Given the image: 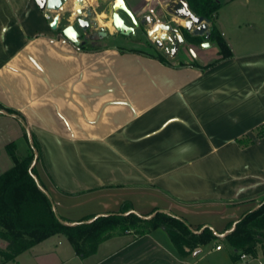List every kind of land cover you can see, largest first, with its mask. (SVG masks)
Segmentation results:
<instances>
[{"label": "crops", "instance_id": "obj_1", "mask_svg": "<svg viewBox=\"0 0 264 264\" xmlns=\"http://www.w3.org/2000/svg\"><path fill=\"white\" fill-rule=\"evenodd\" d=\"M184 1L125 0L139 26L144 15ZM219 1L218 27L234 55L200 67L193 63L220 57L199 51L219 50L205 37L183 47L174 65L118 44L86 50L65 37L62 29L74 23L81 41L91 42L89 28L74 21L76 9L95 12L93 24L101 13L109 21L115 0H66L56 29L35 0H0V103L24 117L0 108V173L15 165L8 145L22 158L35 135L41 156L33 176L60 216L77 221L130 201L136 213L161 208L193 227L210 226L224 240L226 225L257 208L264 193V136L255 134L264 125V24L242 35L243 1ZM206 40L209 47L202 46ZM246 134L254 142L241 147L237 139ZM53 244L43 251L55 264H238L250 257L235 259L223 242L183 256L163 228L114 235L85 258L66 243ZM251 258L264 264V247Z\"/></svg>", "mask_w": 264, "mask_h": 264}, {"label": "trees", "instance_id": "obj_2", "mask_svg": "<svg viewBox=\"0 0 264 264\" xmlns=\"http://www.w3.org/2000/svg\"><path fill=\"white\" fill-rule=\"evenodd\" d=\"M189 7L197 15L210 20V37L219 45L220 57L215 61L200 67L232 57L234 55L229 43L218 27V14L222 7L219 0H186ZM205 36L193 37L194 42H201ZM81 48L98 49L92 42H85ZM146 52V51H143ZM156 55L159 59L171 65L163 55ZM9 113L24 122L23 115L12 107L0 103ZM262 129V131L260 130ZM256 137L264 136V125L255 129ZM24 135L27 137L26 129ZM241 147L254 142L250 135H243L237 139ZM8 149L15 160V165L0 173V238L6 246H0L2 262H16L24 251L44 239L58 233L66 235L71 242L75 253L81 258L94 254L101 242L108 238L132 232L141 236L157 228H163L169 235L176 250L183 256L199 250L209 242H219L221 236L210 226L202 224L193 227L185 218L161 208H154L148 213H136L130 201H124L119 210L99 215H86L77 221H71L60 216L54 209V204L46 186L38 182L33 174H37L33 162L41 156L39 140L34 135L30 152L19 158L16 156L13 143ZM234 222L226 225L230 229L224 240L232 246L233 255L238 259L243 254L255 257L258 253V244L264 247V234L257 230L264 226V202L257 208L247 211L240 217L233 228Z\"/></svg>", "mask_w": 264, "mask_h": 264}, {"label": "rangeland", "instance_id": "obj_3", "mask_svg": "<svg viewBox=\"0 0 264 264\" xmlns=\"http://www.w3.org/2000/svg\"><path fill=\"white\" fill-rule=\"evenodd\" d=\"M242 1L243 2L238 6L237 11L241 14V16H240L241 23L244 24V27L246 28L245 31L242 30V32H241V34L243 35L245 32L253 31L254 28H257L258 26H261L264 24V0H242ZM224 6H225L224 10L229 15V13L231 12V10L229 9L230 6H227L226 4ZM102 8H103V6L101 5L100 7L97 8V11L100 12V10ZM122 13H123V16L127 19V22L128 23L131 22L134 25L131 17H129L124 12H122ZM101 14H102V17L104 20L109 18L104 13H101ZM171 17H173L174 19L177 20V16L173 15L172 12L166 13V18H165L166 23L169 24V23L173 22V21H171ZM247 17H248V19H246ZM110 20H112V19H110ZM96 23L92 24L89 27L87 35H88V39L93 44H95L97 46H104L107 44H109V45L110 44H118V45L126 46L125 48L130 47L129 49H136L138 51H146L149 53H158V51H159V53H160V50H158V49L154 50L153 48H150L147 46V43L145 42L146 34H145V31H144L142 26L134 25L135 26V32L131 33L129 35H126L129 38L125 39L119 33H116L115 35H112V36L105 35V34H107V30L105 28L106 26L105 25L100 26V24L103 22L100 21L99 19L97 20ZM111 23L112 22L110 21L107 24L109 27L113 28V25H111ZM250 33L252 34V32H250ZM257 35H259V32L255 34V36H257ZM199 51H207L208 53H210V54L212 53L216 56L218 54L219 50H218V47L217 48L212 47V48H208L205 50H199ZM160 55H165L164 57L168 61L171 62V65H174L178 61L177 56L172 57L171 55H167L165 53L164 54L160 53ZM183 63H185V62H183ZM260 130L262 131V129H260ZM259 199H260V201H259V205H260L262 202H264V193L260 196ZM54 209H55V207H54ZM257 231L261 234H264V226L261 228H258ZM62 242L66 243V245L69 249H74L71 242L69 241L68 237L64 234L59 233V234H56L55 236H52L49 240L43 242L38 247L22 253L18 257L19 262H16L15 264H55V261L53 260V257L51 256V254L45 253V251H43V249H45L46 246L54 245L53 243L59 244V246L61 248ZM222 242L224 244L230 246L226 240L219 241V244ZM260 245L261 244L259 243L258 248L260 247ZM230 247H232V246H230ZM70 252L72 253L73 251H70ZM58 255L61 258L65 255V253H61V251H59ZM242 263L252 264L253 263L252 258L249 257L246 260L240 261L238 264H242ZM3 264H6V263L4 262Z\"/></svg>", "mask_w": 264, "mask_h": 264}, {"label": "water", "instance_id": "obj_4", "mask_svg": "<svg viewBox=\"0 0 264 264\" xmlns=\"http://www.w3.org/2000/svg\"><path fill=\"white\" fill-rule=\"evenodd\" d=\"M37 5L41 10H51L54 12H57L55 16L53 17V20L51 21L50 26L53 29H56L59 24L60 20V14L58 11L63 7L66 0H35ZM78 3H83V0H77ZM177 17H179L182 21L179 23L180 26H183L192 33L195 36H205L206 39H209L210 37V20L209 18H206L202 15L195 14L192 9L189 7V4L187 1L177 3ZM113 13H112V24L114 28L121 32L122 34L129 35L131 33L135 32V26L139 25V22L136 18L135 13L132 11V9L127 5L125 0H115V2L112 5ZM125 12L129 17H131L133 24L127 23L126 19L123 17L121 12ZM95 14L93 11H88L86 14H84V8L79 7L76 9L74 21L77 23V25L81 29H88L93 23L92 18L90 15ZM97 17V16H96ZM171 27L166 24H157L155 27L149 30V34L153 38H158L161 31L162 33L161 38L164 41H171L172 38L168 34V30H170ZM63 34L65 37H67L69 40H71L73 43L77 45L83 44L85 41H81L80 39V32L74 25V23H70L66 27L62 29ZM178 32V28H177ZM106 35V34H105ZM182 43L184 42V38L180 35ZM203 47H209L210 42L208 40L202 42Z\"/></svg>", "mask_w": 264, "mask_h": 264}, {"label": "flooded vegetation", "instance_id": "obj_5", "mask_svg": "<svg viewBox=\"0 0 264 264\" xmlns=\"http://www.w3.org/2000/svg\"><path fill=\"white\" fill-rule=\"evenodd\" d=\"M169 7L166 9V12L161 11L160 8L157 9V11H160L159 14H154V13H149L144 15L143 19H142V27L145 31L146 34V39L145 42L147 43V46L150 48H153L154 50L158 49L160 50V53L162 54H167V55H171L173 56H177V54L179 52L182 51L183 47L190 45V44H195L198 42H194L193 41V37H195V35H193L192 33H190L189 31H187V29L183 26L179 25V21H177L176 19H174L173 17H171V23H166V13H173V15L177 16V8L178 5L177 4H173L169 3ZM164 12V13H163ZM166 24L169 25L171 27L170 30H168V34L171 36L172 40L171 41H164L161 38V35L163 31L160 32L159 37L158 38H153L150 34H149V30L152 29L153 27H155V25L157 24ZM177 28H178V32H177ZM117 33H119L122 37H124L125 39H128L129 37L126 36L125 34H122L121 32L117 31ZM107 36H111V34L107 31ZM180 35L184 38V42L182 43ZM159 51L158 53H154V54H160ZM165 56V55H163Z\"/></svg>", "mask_w": 264, "mask_h": 264}, {"label": "built area", "instance_id": "obj_6", "mask_svg": "<svg viewBox=\"0 0 264 264\" xmlns=\"http://www.w3.org/2000/svg\"><path fill=\"white\" fill-rule=\"evenodd\" d=\"M45 12H44V15H45V17L48 19V20H53V15H52V11L51 10H47V9H45L44 10ZM218 248H221V245H218L217 246ZM247 257V255H245V254H243L242 255V258H246Z\"/></svg>", "mask_w": 264, "mask_h": 264}, {"label": "bare ground", "instance_id": "obj_7", "mask_svg": "<svg viewBox=\"0 0 264 264\" xmlns=\"http://www.w3.org/2000/svg\"><path fill=\"white\" fill-rule=\"evenodd\" d=\"M99 19H100V21H102L103 23H106V24L110 22V20L109 21L104 20L102 17V14L99 15Z\"/></svg>", "mask_w": 264, "mask_h": 264}]
</instances>
